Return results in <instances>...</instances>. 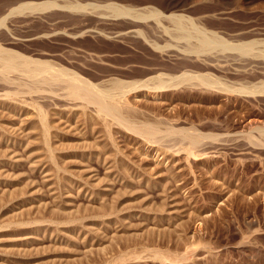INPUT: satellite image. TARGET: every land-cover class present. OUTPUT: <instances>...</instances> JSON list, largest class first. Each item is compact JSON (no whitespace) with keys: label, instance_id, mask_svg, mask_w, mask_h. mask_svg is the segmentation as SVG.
Here are the masks:
<instances>
[{"label":"rangeland","instance_id":"374dc122","mask_svg":"<svg viewBox=\"0 0 264 264\" xmlns=\"http://www.w3.org/2000/svg\"><path fill=\"white\" fill-rule=\"evenodd\" d=\"M212 1L0 0V46L62 66L93 85L109 79L131 81L148 71L172 75L171 67L181 62L175 52L184 44L164 32L167 24L156 27L151 18L105 15L112 5L145 13L153 8L161 11L162 3L171 7L165 14L181 15L229 44L250 42L256 50L262 47L264 8L229 9L228 2ZM43 3L51 6L34 12L10 11ZM69 5L85 11L73 12L66 8ZM132 25L136 28L127 29ZM42 54L53 58H40ZM234 54L229 50L201 54L205 58H190L191 62L204 60L213 67L187 68L210 74L231 91L195 86L154 92L148 85L127 93L134 102V122L152 123L161 130H193L205 137L194 147L178 138L146 140L110 120L103 132L91 108L83 111L40 99L36 105L27 104V98H22L27 102L23 105L16 99L5 100L0 107V173L15 182H0V235L17 231L27 234L29 241L12 246V239L0 237V264H264V146L255 147L247 138L261 139L264 93L243 89L264 85V76L260 69H241L244 61L231 59ZM5 91L0 88V96ZM37 107L43 109L42 125L50 129L45 146L54 153L55 171L45 165L33 171L26 161L24 149L33 147L38 159L44 158ZM67 117L76 124L62 121ZM16 119L22 121V134ZM95 140L101 150L93 148ZM7 149L18 156V163L9 165L3 159ZM46 169L50 193L39 174ZM83 170L94 177L88 179ZM29 186L38 197L30 200ZM64 192L71 216L54 215L53 199ZM27 201L33 203L23 207ZM10 207L16 211L9 213ZM115 216L120 219L115 221ZM99 218L106 224L97 238L76 226L79 220ZM54 240L66 251L57 249ZM157 252L162 261L153 255Z\"/></svg>","mask_w":264,"mask_h":264},{"label":"bare ground","instance_id":"6f19581e","mask_svg":"<svg viewBox=\"0 0 264 264\" xmlns=\"http://www.w3.org/2000/svg\"><path fill=\"white\" fill-rule=\"evenodd\" d=\"M221 2H225V3L228 2L227 5H228L229 9H237V8L248 9L250 7L264 8V0H232V1L231 0L230 1L229 0H221ZM159 5L162 9L161 11L153 8V9H151L145 13H138V12H134V11L128 10L126 8H123V7H117V6L112 5L108 9V11L105 12V15H107L110 18L129 17V19H132V20L133 19L134 20H136V19L143 20V19L151 18L153 21L152 24L156 27H160L162 25V23L167 24L166 26H168V27L163 28L164 32H166L168 34L170 39H172L174 41L180 40L184 44V46L182 47V49L180 51L175 52L176 58H180L181 62L172 66V67H176L175 69H173L172 67H171V69L169 68L170 70H172L177 75H175V74L167 75V76H164L163 74L158 75V74H156L157 73V70H156V71L145 72V73H143V75L140 78H135L132 76L131 81L124 82V81H120L119 79H109V80H103L99 84L93 85V84L89 83L88 81L77 76L75 73L67 70L66 68H64L62 66L54 65L52 62H49V61H40L37 59H32V57L21 55V54L15 52L13 50L5 49V48L0 46V88L2 90H4V89L6 90L3 93V95L0 96V107H4L6 105V101H9L8 99H16L18 103H21V105H23V103H25V104L27 103L23 99L27 98L29 100V102L27 104H31V105L32 104L36 105L37 100L40 99V100H47L50 102L53 101V102H56L62 106L65 105V107H78V108H80V110L82 109L83 111L85 109L91 108V109H93V111H95L97 113L98 119L103 125V129H104L103 132H105L107 127H109V126H107V124H108L107 121L110 120L112 122H115L116 124H119L120 126H122V128L132 132L134 135H137V136H139L143 139H146V140H151V139H155V138L160 139V137H162L164 139L178 138V139H182V140L186 141L187 144L189 145L188 147H191V146L194 147V146L198 145L199 143L202 142V140L205 139V137L202 134H199L193 130L175 129L174 127L164 128L163 130H161V129H159V127L155 126L152 123H148V122L136 123V122H134L132 120V118H134L133 117L134 111L133 112L131 111L132 105L134 102L129 100L128 98H126L127 93H129L135 89H138V88H142V87L147 88L148 85H150L153 89V90H149V91H154V92L158 91L160 89L165 90L166 88L168 90L169 89L174 90L177 87H181L184 90L185 89L187 90V89H189L191 87H195V86H202L201 88L204 87V89L205 88H207V89L208 88L209 89L218 88V90L220 89L222 91L223 90L224 91H231L232 89H230V87H228L224 84H221L219 79L211 76L210 74H203V73L197 74L198 72L194 73L193 71L187 70V68H192V67L194 68L195 67V69H196L199 67H203L202 68L203 70H208L209 68H212L213 66L205 64L207 62H204V60L198 61L201 58H205L204 56H201V54H205V53L208 54L212 51L223 53V51L229 50V51H233L235 53L234 57L231 59L240 60L242 63L244 61V63L241 64V67H240L241 69H243L245 71H247V70L248 71H250V70L255 71L256 69H260V71L262 73L261 75L264 76V60H263L264 59V44L262 45V47L260 49H257V50L254 47L255 45H253L252 43L250 44V42L237 44V45L229 44L213 33H209V32L206 33L203 30L198 29L196 26L192 25L189 21L185 20L184 17L181 15H176L174 12H172L170 14H165V12L171 11V9H170L171 7L167 4L163 5L162 3L161 4L159 3ZM49 6H51L50 3H43V4H39V5H34V6L24 4V5H19L16 9H12L10 11L11 12L12 11L18 12V13L19 12L21 13L24 11L34 12V11L43 10L44 8H48ZM66 8L70 9V10H74L73 12H75V10L82 12L81 10L85 9L83 7L76 6V5L75 6L69 5ZM169 9H170V11H169ZM169 27H171V29H168ZM129 28L130 29L136 28V25L135 26L132 25V26L128 27L127 29H129ZM22 42L25 43L28 41L16 40L14 43L21 44ZM40 58H53V56L48 55V54H42V55H40ZM190 58H194V60H196V58H198V60H197L198 62L197 61L191 62L192 60ZM260 58H262V59H260ZM217 68L219 69L218 66H217ZM165 69L167 70V68H165ZM210 71H212V70H210ZM152 74L154 76H149ZM243 89H245V92L252 93V94L264 93V85H260V86L254 85V86H249V87L243 88ZM13 102L14 101H12L10 103H13ZM42 110L37 107L36 112H35L37 120L39 121L38 123H41V125L43 123V120L45 119L44 113L42 112ZM15 117H17V116H15ZM13 118H14V116H13ZM61 119H62V117H61ZM59 121H60V119H59ZM62 121L66 122V123L68 121H72L71 122L72 124L73 123L76 124V121H74L71 117H67L65 120H62ZM62 121H60V122H62ZM16 123H19V125L16 124L17 125L16 127H17V130H19V133L22 134L23 133V129L21 128L22 127V124H21L22 121L20 119L19 120L16 119ZM11 126L12 125H10V127ZM34 127H35V125H34ZM48 127L49 126H45V124L42 125V128L40 127V129H41L40 134L43 137V139L40 138L42 140V142H40V143L44 147V150H43L44 158L43 159H41V160L38 159V157L34 153V151H35L33 149L34 147L24 149L26 151V153H25L26 161L29 164L30 169H32L33 171H38L41 168L40 166H42V165H45V167H47L48 170H54V168L56 166L54 163V158H53L54 153L52 154V151L48 148L50 146L46 147L48 145V144H46L47 139H48L47 138L48 131H50V129ZM74 129L75 128H73V131H74ZM1 132L2 131H0V133ZM36 132H38V131H36ZM16 133H17V131H16ZM259 133H260L261 139L257 140V141L253 140L251 138V136L250 137L247 136L251 145H253L255 147L256 146H264V129H260ZM76 134H74V135H76ZM29 136H30V134H29ZM75 138L76 137H74V139ZM31 139H33V138H31ZM82 143H83V141H82ZM31 144H32V142H31ZM45 144H46V146H45ZM93 145H94L93 148H95L96 150H101L102 146L98 141L95 140ZM29 147H30V145H29ZM85 148H86V146H85ZM92 150H94V149H92ZM188 150H192V148L188 149ZM38 151H40V149H38ZM188 153H190V152H188ZM3 154H2L3 159L6 160V162L9 165H14V164L18 163L20 160V159H18L17 155H14V153H13V151H11V149H7L5 151V153H3ZM69 157H70V155H69ZM107 157H108V155H107ZM113 164H115V163H113ZM111 168H113V167H111ZM47 169L39 172V174H40V177L42 179L43 186L50 193L51 192V186H49L50 176L48 179V173L46 172ZM59 170H61V169H59ZM72 171H70V172H72ZM110 171H112V170H110ZM0 172H1V170H0ZM83 172L85 174L84 170H83ZM83 172L80 171L79 173H83ZM2 173H3V171H2ZM2 173H0V182L1 183L4 182V183L13 185L15 182V179L12 176H9V175L5 176ZM74 173H76V172H74ZM85 175L90 177L88 179H92V177H94V176H91L90 173H88V174L86 173ZM109 177H111V176H109ZM125 177H126V175H125ZM53 183L54 182H52V184ZM58 183H59V181H58ZM100 183H101V181H100ZM50 184H51V182H50ZM84 185H86V183ZM97 188H98V186H97ZM58 189H59V185H58ZM27 190H28L27 193L28 194L30 193L29 194L31 197L30 200L38 197V195H39L38 191H32L33 188L31 186H29ZM30 191H32V192H30ZM50 195H53V193H51ZM53 200H54V202L56 201L55 202V209L51 213H54V215H55V213H58V214L68 216L70 213V208H69V203H68V199L65 195V192H64V194H62V196L57 197V199L54 198ZM31 203H33V202L27 201L23 204V207L28 208L27 205L31 204ZM15 211H16V209H14L13 207H10L8 210L9 213H11V212L14 213ZM169 215H171V214H169ZM69 216H71V213ZM116 216H115V219H116L115 221L120 219L119 217L117 218ZM66 219H67V217H66ZM69 220H70V218H69ZM103 224H106L104 221V218L100 219V220H97V219L93 220V221L90 220V222L79 220L77 222L76 226L79 228V230L80 229L81 230L87 229V231H90L91 235H93L94 237L97 238V236H99L101 233H103L102 232ZM24 227H25V225H24ZM33 229H34V227H33ZM33 229L28 228V231H30V233H31L33 231ZM55 229L56 230L59 229L58 226ZM63 229H65V228H63ZM65 231L67 233H70V229H67V230L65 229ZM13 232H16V233H13L10 235L9 234L0 235V237H2V236L7 237L9 240L12 239V240H10V242L12 243V246L14 244H17V243L23 244V243H26L29 241L28 236H26L27 234L18 233L17 231H13ZM114 232H116V230H114ZM30 238H32V237H30ZM54 243L56 244L57 249L58 248L61 249V252L66 251V248H65L66 246L57 243L56 240H54ZM53 246H54V244H53ZM153 255H155L158 259H160L162 261L163 257L160 253L157 252ZM55 259H57V258H55ZM39 262H40V260H39ZM41 262H43V261H41Z\"/></svg>","mask_w":264,"mask_h":264}]
</instances>
